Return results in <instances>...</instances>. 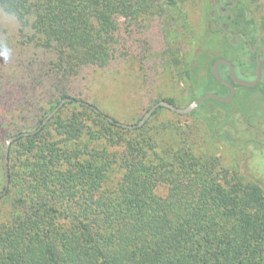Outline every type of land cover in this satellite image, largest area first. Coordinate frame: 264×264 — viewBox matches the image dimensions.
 Here are the masks:
<instances>
[{"label":"trees","instance_id":"trees-1","mask_svg":"<svg viewBox=\"0 0 264 264\" xmlns=\"http://www.w3.org/2000/svg\"><path fill=\"white\" fill-rule=\"evenodd\" d=\"M233 1L206 0L200 32L176 0H0V5L55 52L51 71L66 82L87 66L119 58V17L133 23L158 15L168 58L183 50L181 42L189 44L175 62L191 101L208 91L229 93L211 68L226 56L218 32L255 34L249 0H238L233 18L218 11V5ZM245 45L249 61L229 60L239 77L252 79L256 56ZM219 73L231 80L226 65H219ZM25 77L21 82L6 77L21 91L20 109H9L13 116L43 100L36 98L41 82ZM234 86L230 102L207 99L185 115L174 112L192 119L189 125L170 117L154 120L172 111L159 106L136 128L118 125L94 104L97 111L78 103L86 101L66 89L58 93L32 117L34 125L13 134L32 131L63 98H71L39 130L10 143L9 184L0 196V264H264L261 184L205 154L203 139L199 142L201 120L211 139L231 141L233 133L250 132L253 121L264 116L263 82ZM163 99L176 105L171 97ZM3 154L0 148L1 161Z\"/></svg>","mask_w":264,"mask_h":264},{"label":"rangeland","instance_id":"rangeland-1","mask_svg":"<svg viewBox=\"0 0 264 264\" xmlns=\"http://www.w3.org/2000/svg\"><path fill=\"white\" fill-rule=\"evenodd\" d=\"M188 15V20L194 31L206 25L204 6L206 0H176ZM254 18L257 22L255 34L264 37V0H249ZM237 6V4H236ZM236 6L229 8L235 12ZM119 58L102 67L87 66L66 79L57 80L51 71L56 60L53 50L41 46L29 27H22L13 14L6 12L0 5V45L11 49V56L5 60L0 57V148L4 150L7 138L22 128L34 125L33 116L41 115L48 107V101L55 99L58 93L67 90L76 98H82L96 105L119 122L135 123L154 103L171 97L176 105L184 107L190 102L188 82L184 79L181 56L189 44L181 42L177 56L168 58L165 55V43L162 33V18L158 15H143L133 23L124 18H118ZM228 34L218 32L217 43L222 47L228 59L241 58L249 61L251 53L246 51V45L241 38L238 45L228 46ZM235 46V47H234ZM262 47V48H260ZM260 57H264V43L259 41ZM38 79L41 82L36 96L43 99L25 106L22 114L11 115L9 109L16 106L20 109V88L12 86L7 76L26 79L25 76ZM18 82V83H19ZM21 83V87H22ZM9 87V88H8ZM201 88H204L203 86ZM8 89L9 91H7ZM6 104V105H5ZM11 105L10 107H7ZM70 109V108H67ZM175 111H165L155 117L175 118L180 126L189 125L192 120L187 116H178ZM185 115V114H184ZM202 122V120H201ZM202 145L205 154L220 160L221 164L240 172L252 181H259L264 190V116L253 121V129L248 133H233L231 141L222 137L211 139L205 133L203 122ZM168 138V137H167ZM9 165V164H8ZM3 170L0 160V173Z\"/></svg>","mask_w":264,"mask_h":264},{"label":"water","instance_id":"water-1","mask_svg":"<svg viewBox=\"0 0 264 264\" xmlns=\"http://www.w3.org/2000/svg\"><path fill=\"white\" fill-rule=\"evenodd\" d=\"M224 64L228 67L229 69V74L231 77V80L223 78L220 73H219V65ZM264 64V58L261 59H257V64L255 66V76L253 79H245V78H241L239 77L234 70L233 64L232 62L225 58V57H217L213 63H212V73L215 76V78L219 81H221L222 83H224L225 85L228 86L229 88V93L227 95H221L217 92L214 91H208L205 92L203 94H201L199 97L191 100L186 106L184 107H179L175 104L170 103L169 101H167L166 99H161L158 102H156L155 104H153L143 115L142 117L139 119L138 122L136 123H123V122H119L117 121V124L122 126V127H126V128H136L141 126L149 117L150 115L153 113V111L159 107V106H165L167 108H169L172 111H175L177 113L180 114H185V113H189L192 110H194L196 107H198L201 103H203L205 100L207 99H216L222 102H230L234 95H235V86L234 84H240V85H244V86H255L256 84H258V82L261 80L262 78V65ZM71 100V98H63L59 104L51 111L49 112L46 117H44V119L42 120V122L40 123V125L38 127H36L35 129H33L32 131H26V132H22L18 135H13L7 138L6 142L4 143V154L2 157V168H3V176H4V189H2L0 191V196H3L6 192V188L8 187L9 184V165H8V152H9V146L11 141H13L16 137L23 135L26 136L28 134H33L34 132H36L37 130H39L41 128V126L60 108V106H62L64 104V102H67ZM77 101V100H75ZM78 103H83L87 106H90L91 108H94V110H98L96 107L92 106L90 103L88 102H84V101H77Z\"/></svg>","mask_w":264,"mask_h":264},{"label":"flooded vegetation","instance_id":"flooded-vegetation-1","mask_svg":"<svg viewBox=\"0 0 264 264\" xmlns=\"http://www.w3.org/2000/svg\"><path fill=\"white\" fill-rule=\"evenodd\" d=\"M237 3H238V0H234L232 3L220 4V5L217 6V8H218V11H220V13L223 16L230 15L231 18H233L235 12L230 11L229 8H233L234 6H236ZM228 21L229 20H224V22H228ZM220 26L223 27V22H220ZM224 31L226 33H228V35H229V39L228 40L231 43H233L234 45L240 44L241 43V38H242V40H244L245 43L246 42L248 43V46L250 47L251 51L255 53L256 64H257V59L258 58L259 59L264 58V57H260V48H262V47L258 48L259 41L264 43V37L263 36H261L260 34L247 35L246 33H243L241 31L233 33L229 29H224ZM261 81L264 84V64L262 65V78H261V80L259 82H261Z\"/></svg>","mask_w":264,"mask_h":264},{"label":"clouds","instance_id":"clouds-1","mask_svg":"<svg viewBox=\"0 0 264 264\" xmlns=\"http://www.w3.org/2000/svg\"><path fill=\"white\" fill-rule=\"evenodd\" d=\"M11 56V49H9L6 45H0V57H3L7 60Z\"/></svg>","mask_w":264,"mask_h":264}]
</instances>
